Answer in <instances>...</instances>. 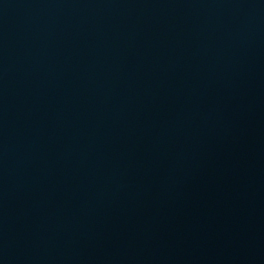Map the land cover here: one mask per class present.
I'll return each instance as SVG.
<instances>
[{
  "label": "water",
  "instance_id": "1",
  "mask_svg": "<svg viewBox=\"0 0 264 264\" xmlns=\"http://www.w3.org/2000/svg\"><path fill=\"white\" fill-rule=\"evenodd\" d=\"M0 264H264V0H0Z\"/></svg>",
  "mask_w": 264,
  "mask_h": 264
}]
</instances>
